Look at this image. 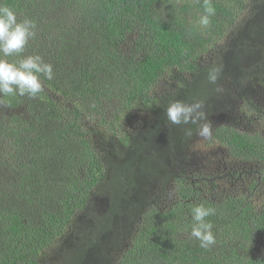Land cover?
Listing matches in <instances>:
<instances>
[{
  "label": "trees",
  "instance_id": "1",
  "mask_svg": "<svg viewBox=\"0 0 264 264\" xmlns=\"http://www.w3.org/2000/svg\"><path fill=\"white\" fill-rule=\"evenodd\" d=\"M209 2L205 27L204 0H0L37 33L5 59L54 70L36 98L0 96V264H264V132L235 125L264 122V0ZM177 100L209 138L167 120ZM203 140L222 173L194 163Z\"/></svg>",
  "mask_w": 264,
  "mask_h": 264
},
{
  "label": "clouds",
  "instance_id": "2",
  "mask_svg": "<svg viewBox=\"0 0 264 264\" xmlns=\"http://www.w3.org/2000/svg\"><path fill=\"white\" fill-rule=\"evenodd\" d=\"M214 15L215 9L209 0H204V14L198 23L206 27ZM35 29V21L29 18L18 20L12 8L0 5V96L36 98L43 91L42 77L48 80L54 78L53 66L45 62L40 55L24 56L18 61L5 59L20 56L30 40L35 38ZM208 79L214 84L217 80L216 72H210ZM202 106L200 102L186 104L179 100L174 101L165 110L167 120L174 125L199 124L197 135L209 138L210 123H200L207 119L206 114L201 111ZM186 134L191 136V129H188ZM191 215L190 236L199 241L201 248L210 249L216 244V236L214 225L207 218L215 215V209L201 203L192 208Z\"/></svg>",
  "mask_w": 264,
  "mask_h": 264
},
{
  "label": "rangeland",
  "instance_id": "3",
  "mask_svg": "<svg viewBox=\"0 0 264 264\" xmlns=\"http://www.w3.org/2000/svg\"><path fill=\"white\" fill-rule=\"evenodd\" d=\"M171 9V6H167ZM259 95L257 97L258 101L264 102V88L258 91ZM238 118L235 121V125L242 128L248 129L250 131H263L264 132V122H261L257 119L249 118L242 115H237ZM206 140L200 142H194V146H191V153L194 155V163H196L197 168L200 166H206L211 173H222L225 169V165L219 161L222 159L220 157V151H216L210 146L206 145ZM193 161V160H192ZM237 165V164H236ZM222 183V189L226 191H232L238 188L239 185L235 184L232 180H224ZM172 202V201H171Z\"/></svg>",
  "mask_w": 264,
  "mask_h": 264
}]
</instances>
